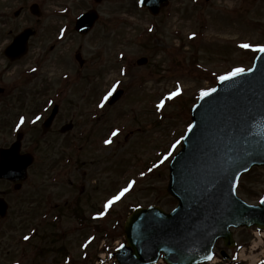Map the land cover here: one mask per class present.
I'll list each match as a JSON object with an SVG mask.
<instances>
[{"label":"rangeland","instance_id":"1","mask_svg":"<svg viewBox=\"0 0 264 264\" xmlns=\"http://www.w3.org/2000/svg\"><path fill=\"white\" fill-rule=\"evenodd\" d=\"M22 1L29 0H0V86L14 83L11 95L2 94L0 98L58 99L61 112L57 124L71 119L75 127L64 135L53 130L41 140H38L40 131L36 127L27 131L24 146L31 148L36 157L35 164L28 170V178L19 190H14L11 183L0 181V193L8 203L7 215L0 219V264H67L61 262L63 253L52 249L42 251L41 246H47V242L41 239V229L34 234L33 243H24L23 234L29 232L30 224L35 223L39 211L45 206L43 201L49 199L50 206L62 204L77 196L76 191L82 184L87 188L86 193L78 197L79 204L85 195H88L87 203L90 198L95 202L104 198L102 193L112 192L122 184V174H135L129 165L131 148L140 151V155L145 152L149 156L153 154L158 160L168 152H176L180 143L175 149H169V146L171 142L181 140L189 122L187 109L196 101L200 90L211 88L219 76L226 75L235 67L246 69L251 65L257 50L242 49L240 44L264 45V0H201V6L190 5L199 0H183V5L177 4L171 9L172 15L166 8L158 16H151L146 9L140 8L138 0H103L100 3L93 0H60L57 3L49 0L48 3L55 7L46 9L60 14L56 16L58 24L54 30L58 25L69 24L64 37L58 40L60 34L59 42L53 45V52L60 54L62 65L57 67L52 82L48 81L52 72L49 68L53 66L48 52L45 53V61L40 57L47 66H41V73L26 77L17 74L20 69L28 67L33 59L29 60L37 54L34 43L37 37L22 60L10 63L3 55L7 40L29 19L30 24L34 21V17L24 11L14 16ZM92 6L98 11L99 18L87 36L79 35L73 29V21L81 11ZM171 16L174 21L168 18ZM49 19L45 17L43 23L47 25ZM43 23L37 27L38 34L43 33ZM169 23H175L177 27L183 25V33L177 37L169 36ZM200 24L201 49L198 41L194 44L183 38L193 28L200 29ZM52 34L50 38H55V33ZM79 44L82 45V56L89 61L84 69L79 68L74 60ZM121 54L124 55L125 68L124 76L119 77L117 57ZM141 56L148 57V61L139 66L135 60ZM59 71L70 80L58 79V82L56 74ZM117 81L125 93L115 104L107 105L105 102L101 108V100ZM177 82L182 87L181 96L156 110V101L175 90ZM55 88L61 93L57 97L51 95ZM10 111L0 106V114L6 115ZM87 114H91L93 119ZM124 125L133 127L122 132ZM117 129L120 133L118 139L101 146V139H106L111 130ZM10 139L9 130L0 129V144ZM146 145L149 146L146 148ZM155 149L160 150L155 152ZM69 151L77 156V160L68 165L65 158L69 157ZM125 157L126 161L122 160ZM165 162L152 175L141 178L142 182H136L133 190L113 206L115 208L109 217L97 221L98 227H78L76 232L70 233V221L66 216L60 225L46 224L50 228L43 230L44 233L58 228L57 233L63 239L48 247L56 248L62 244L66 251L71 249L73 258L69 264H95L98 255L115 251L114 246L123 240V235L119 225L112 227L113 220L125 213L128 204L153 203L165 210L176 205L166 191L168 163L167 160ZM51 176L58 177L56 183H50ZM67 179L76 181L75 189L68 186ZM92 185H96L95 195L90 197L88 191L93 189ZM263 192L264 171L261 168L254 167L242 174L237 187L241 198L256 203ZM89 209L86 206L85 211ZM236 235L241 241L250 238L243 231H237ZM89 237L94 239L85 248L83 245ZM103 241L106 243L104 250L101 246ZM84 255L87 256L83 258ZM112 263L108 261V264Z\"/></svg>","mask_w":264,"mask_h":264},{"label":"water","instance_id":"2","mask_svg":"<svg viewBox=\"0 0 264 264\" xmlns=\"http://www.w3.org/2000/svg\"><path fill=\"white\" fill-rule=\"evenodd\" d=\"M166 3L140 0L154 15ZM96 17L93 10L82 14L76 29L85 33ZM32 33L27 29L14 37L5 49L10 59L25 52ZM144 62L145 58L138 60ZM249 69L230 80H219L215 93L193 105L190 125L194 131L187 129L182 148L169 165L167 190L178 205L168 213L157 206L134 209L124 223V247L115 253L118 264H154L161 254L167 264H197L212 254L217 238H223L227 246L233 244L230 227L264 229V195L260 204L250 205L235 194L241 173L254 165L264 168V52H258ZM19 139L7 149L0 148V178L26 177L32 157L19 154ZM19 187L20 183L15 184ZM6 209L0 197L1 216Z\"/></svg>","mask_w":264,"mask_h":264},{"label":"flooded vegetation","instance_id":"3","mask_svg":"<svg viewBox=\"0 0 264 264\" xmlns=\"http://www.w3.org/2000/svg\"><path fill=\"white\" fill-rule=\"evenodd\" d=\"M48 1L49 0H38V1H36L37 5H38V8L41 11V16L40 17H34L29 12L28 2L27 1H22L21 4L18 6L19 7L18 8V14L15 15V17H17L18 15L22 14L23 11L26 14H28V16L30 15L31 17H34V21L30 24L29 23L30 19H29V21L26 23V25H24V27H31L32 29H35L36 32H37V27H39L40 24L43 23L44 18L45 17H50L49 22L47 23V25L45 23H43V26H45V28H42L43 33L35 34L33 37L29 38V41H28V52H30V50H31L33 39L37 37V41L34 40V43L37 45L36 46L37 54H34V57L31 58L29 61L34 59L35 62H36V65L39 64L38 71H39V73H41L42 72V67L41 66L42 65L45 66V63L40 61V57H43V59L45 61V53H47V52L50 53V60H52L53 66H51L49 68L52 72H51V77L49 78L48 81L52 82V79H53L52 76L56 73L57 67L61 66V64H62L60 54L58 52H53V50L55 49V46H53V45L58 43L57 36L60 35L62 27L60 25H58L56 27V30H54L55 29L54 28L55 25L58 24V23H56V16H59L60 14H54L51 11H48L46 9V8L49 9V7H52V8L55 7V5H53L52 3L49 4ZM58 1H60V0H54V2H56V3ZM101 1H103V0H99L98 2H95V3H100ZM5 2H7V0H5ZM182 2H183V0H169L167 6L160 10L159 15L162 14L164 9H166V8L169 10V13L172 15V10L171 9L174 6H177V4L183 5ZM172 3L174 5H172ZM197 5L201 6V0H199ZM25 7H27V9H24ZM90 8H93V6L90 7ZM199 12H201V11H199ZM172 17L173 16L168 17V18L171 21H174V19ZM98 18H97V20H98ZM97 20H96V22H97ZM200 20H201V17H200ZM95 23H94V25H95ZM61 25H63L65 30L69 26V24H61ZM94 25L89 30V32L87 34H85V36H87L93 30ZM168 27L170 29L169 30V36H171V37H177V36L181 35L183 33V30H184L183 29L184 28L183 25H181L180 26L181 28H180V27H177L175 25V23H169ZM192 31L196 34L194 38H192V36H191L192 41L194 42V44H195V42L197 43V41H198V44H197V45H199L198 48L201 49V24H200V29L197 30L198 32L194 28H193ZM52 33H55V38L54 37L50 38L51 36H53ZM189 36L190 35H189V32H188V33H186V36L183 37V38L188 40V38H190ZM63 37H64V35H63ZM11 39L12 38H10L9 41ZM177 46H179V45H177ZM176 48L179 49L178 47H176ZM77 49L81 53L82 45L79 44L77 46ZM32 52H35V50L32 51ZM37 57H39V61L37 60ZM22 59L23 58H21L19 60H22ZM147 59H148V57H147ZM117 60H119V62H120L119 66H118L117 74H118L119 77H122V76H124V74L121 73V70L122 69L124 70V68H125V62H124L125 60H124L123 56H118ZM81 62H82L81 64L79 62H77V64H78L77 66L79 68L83 67V69H84L89 61H87V59L85 57L81 56ZM10 63H13V61H10ZM56 64H57V66H56ZM45 67L47 68V66H45ZM87 73L89 74V72H87ZM26 76H29V75L28 74L24 75V77H26ZM56 76H57V78L56 77H54V78H56L57 81H58V79L63 80V81L70 80V79H67L66 77H63L61 71H59L56 74ZM13 80H14V78H12V81ZM53 82H55V81H53ZM13 84L14 83H9L8 86H5V89L3 90L2 94H6L7 96L11 95L10 92L13 89V87H12ZM117 88H120V87H117ZM59 92H60V90L55 88L51 92V95H55V97H57L58 95L61 94ZM59 102H61V101H59L58 99L52 100V98H49V97L45 98V99H42V98H25V97H19V96H17V97H9V98H5V99L0 98V106L1 107H7L9 110H11L6 115L0 114V129H3V130L8 129L9 133H10V138H11L8 141H4V143L0 144V146L1 147L9 146L14 141L16 136L20 133V137H21V139H20V141H21L20 142V151H22V152L31 151L32 152L31 148H28V147L24 146L25 135H26L27 131L29 129H31L32 127H36L40 131V138H38V140L44 139V137L46 135H48L49 133H51L53 130H56L61 135L66 134V133H61L60 132V129H61V126H62L63 123L62 124H57L58 117H59V114L61 112V108H60ZM53 105H57V107H58L57 114L54 116L52 122L50 123L49 129L46 132H42L41 123H42L43 119L49 114V112H50L51 108L53 107ZM107 105H108V103H107ZM38 114H39V116H41V119L39 121H37L36 123H32L31 120L35 116H37ZM89 115L90 114H87V116H89ZM21 116H23L25 118V121H24V123L22 125L17 127V125H19V123H20V117ZM68 121L72 123V128H74L75 127V122L72 121L71 119H69ZM64 123H66V122H64ZM70 132H72V129H71ZM125 139H126V136H125ZM147 146H149V145H146V148H147ZM130 152H131V158L129 159V162H131V163H129V165H130L131 169H133V170H141L142 168L143 169L150 168V166H151L150 161H149L150 159H148L146 156L140 155L139 154L140 151H138L136 153V150H134L132 148L130 149ZM147 153L148 152H145L144 154L146 155ZM132 159H134V160L131 161ZM122 160H124V159H122ZM35 162H36V160H35V157H34V161H33L32 165H34ZM149 175H152V172ZM145 176H147V175H145ZM137 181H138V183L142 182L141 181V177L137 178ZM67 183H68L69 187H72V188L75 189V186H76L75 185L76 184L75 180L67 179ZM95 186L96 185H92L93 189L91 188L88 191L91 195L95 194V189H94ZM86 188H87L86 185L82 184L80 186V189H77L76 192L79 193L80 195H84L86 193ZM71 201H72V203H71V205H70V207L68 209L61 210L63 206H67L68 200H65L62 205L59 204V203H54L52 206H50V203H49V200H48L46 205L50 206V209L49 210L45 209V210H41L40 211V214H39L38 217H40V225H39V227L41 228V239L45 240L47 242V247L48 246H52V244H54L56 242H62L63 241V239L60 238V234L57 233L58 228H56L55 230L51 229L49 232H45V233L43 232V230H45L47 228H50V226H46V224L49 225V223L51 221L50 219H51V217H53L54 213H56L54 215L55 218H59L62 215L69 216L70 219H71V224H70V229H69L70 233H73V232L77 231V229H78V221H76L77 212H78V209H77V202H78L77 201V197L75 196L74 198H72ZM89 203H90V206H89L90 209L88 211L83 210V212L95 214V212L103 211L102 210V205H103L102 200L95 202V201H93L90 198L89 199ZM50 225H52V224H50ZM81 227L82 228H90L91 226L89 225L87 220H83ZM234 237L236 239L235 245L232 248H230V249H226L227 250L226 253L228 255V258H226V259H224L222 257V255L220 254V250L223 247V245H222L223 243H222L221 240L217 241V243L215 245V248H214L215 255L217 256L215 258V260L217 261L215 264H264V250L263 249L251 248V247L247 246L248 240H246V241L245 240H242V241L238 240L237 241L238 238H237V235L235 233H234ZM63 246H65V245H62V244L59 245L58 244L56 246V248H54V247L53 248L63 251L64 256L73 257L72 250L68 249V251H66L63 248ZM239 247H244L243 254L240 257H236L237 256V252L236 251H237V249ZM251 258H254L255 261L252 260Z\"/></svg>","mask_w":264,"mask_h":264},{"label":"snow or ice","instance_id":"4","mask_svg":"<svg viewBox=\"0 0 264 264\" xmlns=\"http://www.w3.org/2000/svg\"><path fill=\"white\" fill-rule=\"evenodd\" d=\"M151 30V29H150ZM64 35V30L62 29L61 30V37H63ZM195 33H192V38L195 37ZM240 48L242 49H253V50H257V51H260V52H264V45H252V44H249V43H242L239 45ZM123 55V54H121ZM32 71H36L35 69H32ZM247 71H252V69H248ZM245 72V69L242 68V67H235L233 68L231 71H229L226 75H221L219 76V80L220 81H225V80H230L234 77H237L239 76L240 74L244 73ZM121 73L124 74V70L122 69L121 70ZM120 81H117L113 86L112 88L106 93V95H104L103 99L101 100L100 102V107L103 108L105 106V102H107L109 100V98L113 95V93L116 91V88L118 87ZM217 90L215 88H208V89H201L200 90V93H199V98L201 100H205V98L207 97H210L213 93H215ZM182 94V87L180 86L179 82H177V85L175 87V90L174 91H171L167 94V96L165 97V99L161 100L160 103L157 105V108L158 109H162L164 106H165V100H171L175 97H178L179 95ZM51 103V102H50ZM41 119V116L37 115L35 117V119L32 121V123H36L37 121H39ZM25 121V118L23 116L20 117V123L19 125H17V127H19L20 125H22ZM118 129L113 131L112 132V137H115L117 136L118 134ZM189 131H194V127L193 125H189ZM104 143L106 145H109L112 143V139L109 138V139H106L104 141ZM180 143V141H177L176 144H173L172 145V148L175 149L176 146ZM172 155V152H168L167 155H165L163 157L162 160H160V163H164L165 160H167L170 156ZM158 165H153V167H157ZM152 169H149V171H151ZM141 175H144V173H141ZM136 183L135 180H129L127 182V186L125 187H122L118 190V192L114 195L111 196V198H109L106 203L104 204V211H100V212H97L96 215L93 217L94 219H100V218H103L106 214H107V211L118 201H120L122 199V197L125 196L126 193H128L133 185ZM262 203H264V201H262ZM25 240H29L30 237L29 236H25L24 237ZM94 238L93 237H89L88 241L83 245L85 248L88 247V244L91 242V240H93ZM121 248L124 247V245H120ZM213 255L212 254H209L207 256L204 257V259L206 260H209L211 261L213 259Z\"/></svg>","mask_w":264,"mask_h":264},{"label":"bare ground","instance_id":"5","mask_svg":"<svg viewBox=\"0 0 264 264\" xmlns=\"http://www.w3.org/2000/svg\"><path fill=\"white\" fill-rule=\"evenodd\" d=\"M254 259V258H253Z\"/></svg>","mask_w":264,"mask_h":264}]
</instances>
